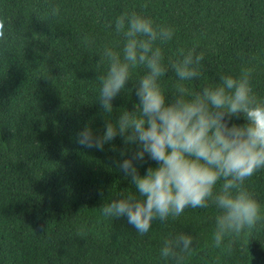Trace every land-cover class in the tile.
Listing matches in <instances>:
<instances>
[{
	"label": "trees",
	"instance_id": "trees-1",
	"mask_svg": "<svg viewBox=\"0 0 264 264\" xmlns=\"http://www.w3.org/2000/svg\"><path fill=\"white\" fill-rule=\"evenodd\" d=\"M50 5L59 6L57 15ZM125 12L175 28L162 45L166 64L182 58L180 49L204 52L200 77L183 82L190 90L247 66L254 67L251 85L264 99V0H0V264H173L159 250L164 237L181 232L197 241L185 264H264V220L217 248L212 205L154 220L143 236L126 216L101 214L112 200L139 195L116 167L136 145L120 136L103 151L76 142L86 125L102 135L106 120L115 123L139 102L135 86L146 68L132 71L110 114L99 101L98 77L107 71L101 55L106 46L122 52L115 20ZM86 34L94 37L92 46L84 44ZM160 83L171 103L174 72ZM245 123L239 115L229 126ZM134 163L141 176L158 166L147 155ZM245 187L264 214V169Z\"/></svg>",
	"mask_w": 264,
	"mask_h": 264
},
{
	"label": "clouds",
	"instance_id": "clouds-1",
	"mask_svg": "<svg viewBox=\"0 0 264 264\" xmlns=\"http://www.w3.org/2000/svg\"><path fill=\"white\" fill-rule=\"evenodd\" d=\"M50 8L53 16L60 11L59 6ZM115 30L122 34L124 45L122 52L108 46L103 49L99 64L106 62L107 71L98 77L99 101L110 114L113 100L131 80L132 71L146 68L147 74L135 86L139 102L115 123L106 120L102 135L86 125L77 133L76 142L103 151L105 144L120 136L125 144L136 145L130 157L116 161V167L131 178L139 195L112 200L101 207V214L126 216L143 236L154 220L176 219L186 208L212 205L217 210L214 247H221L226 239L250 235L264 220L261 204L245 187V181L264 169V99L258 98L251 85L254 67H242L235 76L222 74L218 83L192 91L183 82L200 77L205 54H197L195 46L187 52L180 49L182 58L166 64L162 45L173 39L174 27L125 12L116 18ZM4 35L5 24L0 20V38ZM83 42L92 46L95 40L86 34ZM170 70L177 83L167 103L160 80ZM239 115L246 123L229 126L231 118ZM146 155L158 166L148 167L141 176L134 162H145ZM196 245L194 236L181 232L164 237L159 254L173 264H185Z\"/></svg>",
	"mask_w": 264,
	"mask_h": 264
}]
</instances>
